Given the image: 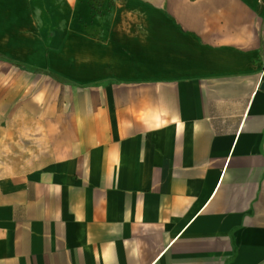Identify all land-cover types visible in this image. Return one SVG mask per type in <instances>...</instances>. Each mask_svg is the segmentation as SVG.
Here are the masks:
<instances>
[{
    "label": "crops",
    "instance_id": "1",
    "mask_svg": "<svg viewBox=\"0 0 264 264\" xmlns=\"http://www.w3.org/2000/svg\"><path fill=\"white\" fill-rule=\"evenodd\" d=\"M0 264H264V0H0Z\"/></svg>",
    "mask_w": 264,
    "mask_h": 264
}]
</instances>
